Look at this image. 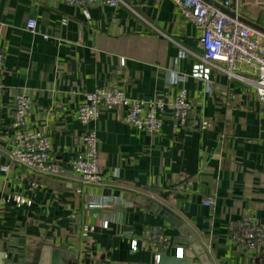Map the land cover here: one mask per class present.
Instances as JSON below:
<instances>
[{"label": "crops", "instance_id": "obj_1", "mask_svg": "<svg viewBox=\"0 0 264 264\" xmlns=\"http://www.w3.org/2000/svg\"><path fill=\"white\" fill-rule=\"evenodd\" d=\"M204 1L219 6L226 0ZM240 1L243 16L259 21L264 0ZM29 20L36 22L34 34L26 30ZM199 36L169 0H121L115 8L0 0V167L9 166L0 171L1 264H38L45 247L71 250L68 264H153L155 254L175 252L198 264L189 249L176 244L179 230L146 202L174 216L211 264H264V245L243 251L229 230L243 218L264 225V106L252 89L222 73L193 77ZM100 88L139 100L167 99L184 88L190 119L205 118L210 126L178 127L168 108L154 135L124 124L120 107L101 109L94 122L79 123L76 111L85 94ZM21 90L30 98L32 128L51 141L58 176L8 164L14 98ZM90 130L96 132L104 180L95 189L100 196L82 187L70 169ZM116 191L119 197L112 196ZM7 195L30 204L7 201ZM84 227L94 230L83 236ZM152 232L163 241L157 249L142 243Z\"/></svg>", "mask_w": 264, "mask_h": 264}, {"label": "built area", "instance_id": "obj_2", "mask_svg": "<svg viewBox=\"0 0 264 264\" xmlns=\"http://www.w3.org/2000/svg\"><path fill=\"white\" fill-rule=\"evenodd\" d=\"M68 6L86 7L100 3L115 8L121 0H59ZM180 16L190 22L200 33L196 55L198 63L194 66L193 77L206 79L209 71L222 73L227 80L243 83L252 89L264 106V33L248 26L242 19L244 4L240 0H226L218 4H209L204 0H169ZM247 3H245L246 5ZM254 5V4H253ZM261 7V18L250 21L264 29V4ZM26 30L34 34L36 22L29 20ZM46 38V37H45ZM4 56L0 52V92L3 89L1 75ZM183 81L184 77L172 78ZM120 107L125 110L123 122L127 126L145 132L157 134L161 128L160 115L169 109L176 126L204 131L210 124L205 118L191 120L192 105L187 98L186 90L181 89L176 95L167 99L139 100L128 98L124 91L117 88H100L85 94L82 104L76 111V120L85 125L94 122L101 109L110 110ZM31 102L26 90H21L14 98V110L11 128L13 132L12 147L7 153L8 164L25 168L39 176L54 177L59 175V167L51 159L52 144L42 130L31 126ZM83 150L76 153L71 160L70 169L78 176L82 187L100 189L104 185L100 166L97 162V137L95 130H90L82 138ZM8 165L0 167L6 172ZM33 187L37 184H32ZM7 201L26 202L22 197L7 195ZM2 200V202H6ZM210 204V201H206ZM107 222L100 223L106 228ZM92 227H84L82 235L92 232ZM230 237L239 248L246 252L253 251L257 246L264 245V225L252 222L249 218L232 222L229 226ZM143 245L157 249L163 243L156 232L143 239ZM138 242L131 241L130 248L135 251ZM177 251L180 253L181 249ZM153 257V264L159 259ZM180 257V254H177Z\"/></svg>", "mask_w": 264, "mask_h": 264}, {"label": "water", "instance_id": "obj_3", "mask_svg": "<svg viewBox=\"0 0 264 264\" xmlns=\"http://www.w3.org/2000/svg\"><path fill=\"white\" fill-rule=\"evenodd\" d=\"M242 21L248 26L264 33V29L257 27L248 20L242 19ZM89 192L97 194L98 196L102 194L100 190H97L96 192L95 190H90ZM112 196L119 197L120 195L119 192L116 191L112 193ZM122 198L130 202L134 199L133 195L128 194H124ZM146 206L149 208V210L158 214L168 224L179 230L180 237L175 240L176 244H181L183 248L189 249V251L194 254L196 260L198 261V264H211L201 244L194 238V236H192V234H190L184 228V226L174 216H172L168 211L156 204L146 202ZM72 256L73 252L71 250L64 252L58 249L52 250L51 248L45 247L42 249L38 264H68V261ZM156 264H194V260L192 258L189 259L177 257V254L175 252L173 257L163 255L159 256L158 262Z\"/></svg>", "mask_w": 264, "mask_h": 264}]
</instances>
